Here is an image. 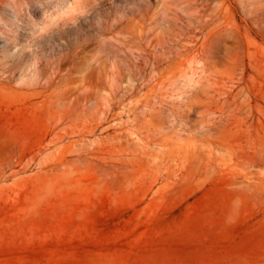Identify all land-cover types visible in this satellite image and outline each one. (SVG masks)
<instances>
[{
    "label": "rangeland",
    "instance_id": "374dc122",
    "mask_svg": "<svg viewBox=\"0 0 264 264\" xmlns=\"http://www.w3.org/2000/svg\"><path fill=\"white\" fill-rule=\"evenodd\" d=\"M0 264H264V0H0Z\"/></svg>",
    "mask_w": 264,
    "mask_h": 264
},
{
    "label": "bare ground",
    "instance_id": "6f19581e",
    "mask_svg": "<svg viewBox=\"0 0 264 264\" xmlns=\"http://www.w3.org/2000/svg\"><path fill=\"white\" fill-rule=\"evenodd\" d=\"M30 75V74H29ZM83 79V78H82ZM78 87V86H77ZM88 89V88H87ZM65 90V89H64ZM59 101V100H58ZM40 104V103H39ZM109 106V105H108ZM127 131V130H126ZM129 131V130H128ZM133 132V131H132ZM137 134V133H136ZM140 138V137H139ZM121 142V141H120ZM148 156V155H147ZM173 161V160H172ZM174 163V162H173Z\"/></svg>",
    "mask_w": 264,
    "mask_h": 264
}]
</instances>
